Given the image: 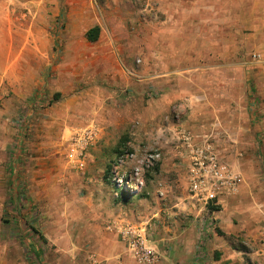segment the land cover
<instances>
[{
    "label": "crops",
    "instance_id": "0c3cea01",
    "mask_svg": "<svg viewBox=\"0 0 264 264\" xmlns=\"http://www.w3.org/2000/svg\"><path fill=\"white\" fill-rule=\"evenodd\" d=\"M44 2V14H48L41 23L44 28L39 22V8L30 5L20 15L25 21L18 24L24 28V36L14 39L11 33L4 35L0 37L4 40L1 45H10L14 40L23 47L36 45L37 31L48 29V35L45 33L42 38L50 52L44 55L33 52L26 57L29 61L41 58L47 63L52 62V31L59 22L64 28L55 40L65 45L87 40L86 31L94 26L99 28L95 41L102 36L95 12V8L99 12L100 9L91 0H71V5L69 0ZM140 14V21L135 25V30L140 32L127 39L128 49L132 48L135 56L139 54L140 64L134 70L130 67L131 61L126 62L125 57L116 54L120 64L116 73L120 77L115 82L108 80L118 88L114 90V101L119 103L124 99L134 119L138 116L147 127L149 120L159 118L162 113L182 111L178 115V133L187 132L193 143L206 142L219 158L240 173L239 191L221 196L208 212L201 211L184 191L171 209L160 213L162 209L150 207L138 211L132 206V200L123 201L117 193L113 207H109V199L101 186L92 203L93 221L84 219V234L90 236L92 244L84 247L78 258H82L83 264H89L93 256L99 264H139L127 255L116 229L130 224L148 227V243L159 255L155 264H247L245 251L232 241L239 237H249L252 246H248L247 258L260 264L257 256L261 250L260 239L264 245L261 234L264 227L260 226L262 204L257 203L259 199L255 200V187L261 185H251L246 179L251 171L248 165L255 163L254 158H261L260 148L264 146V62L250 58L253 51L264 52V0H148ZM90 20L93 23L83 27ZM75 24H81V30ZM2 29L9 33L13 26L6 22ZM28 69L33 72L28 77L34 80L31 85H36V64ZM0 72L1 84L6 69ZM34 91L30 87L27 94ZM34 94L41 97L38 91ZM16 112L15 106L8 105L0 111V190L3 193L0 209L14 217L21 232L20 220L24 214L18 209V202L25 206L28 203L24 198L20 200L23 191L20 153L24 141L22 129L13 120L16 116L12 117ZM137 112L140 114H133ZM176 156L179 167L174 169L186 188L185 148ZM110 224L114 227L110 228ZM30 230L37 232L32 227ZM31 248L36 250L28 245ZM35 252L39 253V247Z\"/></svg>",
    "mask_w": 264,
    "mask_h": 264
},
{
    "label": "rangeland",
    "instance_id": "374dc122",
    "mask_svg": "<svg viewBox=\"0 0 264 264\" xmlns=\"http://www.w3.org/2000/svg\"><path fill=\"white\" fill-rule=\"evenodd\" d=\"M146 1L91 0L100 9L99 12L95 8V12L102 36L95 42L78 40L65 45L55 40L64 28L59 22L52 31V62L26 58L33 52L38 55L50 52L42 38L45 33L48 35V29L37 31L36 45L29 47L18 45L15 40L10 45H1L4 40L0 39V71L6 69L0 84V111L7 105L15 106L17 112L12 117L16 116L13 120L24 133L20 132L24 141L20 153L23 185L20 200L24 198L28 203L25 206L18 202V209L24 214L20 220L21 232L14 217L0 209V264H83L78 255L92 244L90 236L84 234V219L93 221L92 203L101 186L109 199L107 206L113 207L119 189L125 188L131 192L127 198L134 202L132 206L141 212L147 207L162 209L160 213L163 209L167 211L184 191L188 195L187 185L184 188L174 169L179 167L176 153L183 148L178 133V115L182 111L162 113L159 118L149 120L147 127L138 116L134 119L124 99L119 103L114 101V90L118 88L115 83H108L120 77L116 73L120 70L117 53L126 62L131 61L134 70L140 64L139 54H132L127 39L140 32L135 30V25ZM44 3V0H0V37L10 33L14 39L24 36L25 30L18 24L25 21L20 15L30 5L39 8L40 21H37L43 23L48 18ZM93 21L82 25H91ZM6 22L13 26L9 33L2 29ZM76 26L81 30V24ZM111 38L115 41H110ZM33 64H36L37 84L32 86L34 80L28 77L33 72L28 67ZM30 87L35 91L27 94ZM37 91L40 98L34 94ZM86 128L94 131V136L87 145L85 167L78 170L67 161L65 152L73 135ZM260 149L262 156L248 165L251 171L246 180L251 185H261L255 187L256 191L260 189L258 193L255 191V200L262 204L260 226L264 227V146ZM156 154L159 156L154 158ZM107 166L112 169L105 177ZM135 168L139 170L137 176L133 174ZM2 195L0 190V199ZM232 241L245 251L247 264L257 263L247 258L248 246H252L249 237ZM259 241L261 250L257 258L264 264V245ZM28 245L36 250L28 249ZM37 247L39 253L35 252Z\"/></svg>",
    "mask_w": 264,
    "mask_h": 264
},
{
    "label": "built area",
    "instance_id": "2783aa9c",
    "mask_svg": "<svg viewBox=\"0 0 264 264\" xmlns=\"http://www.w3.org/2000/svg\"><path fill=\"white\" fill-rule=\"evenodd\" d=\"M253 61L264 62V52L253 51ZM94 136V131L86 128L70 139L66 148L65 158L78 170L85 167L86 149ZM183 148L186 150V180L189 198L197 203L201 211L208 212L217 204L221 196H229L239 191L241 175L235 172L227 162L219 158L206 142L193 143L187 132L180 134ZM159 155H153L157 158ZM132 173V172H131ZM139 174L138 168L133 171ZM110 228L114 225L110 224ZM117 232L124 244L125 251L139 264H155L159 259L156 249L148 243V227L124 224L118 226ZM264 237V229L261 230ZM89 264H99L96 257Z\"/></svg>",
    "mask_w": 264,
    "mask_h": 264
},
{
    "label": "trees",
    "instance_id": "16d2710c",
    "mask_svg": "<svg viewBox=\"0 0 264 264\" xmlns=\"http://www.w3.org/2000/svg\"><path fill=\"white\" fill-rule=\"evenodd\" d=\"M98 32H99V28L97 26L91 27L86 31V39L90 42H93L97 39L98 37ZM58 95H54V98H57ZM118 153H122V151H118ZM112 166H107L106 170H105V177L108 175L109 171H111ZM119 197L122 198V200H126L128 196L131 195V192L125 190V188H120L119 192H118ZM129 200V199H127Z\"/></svg>",
    "mask_w": 264,
    "mask_h": 264
}]
</instances>
